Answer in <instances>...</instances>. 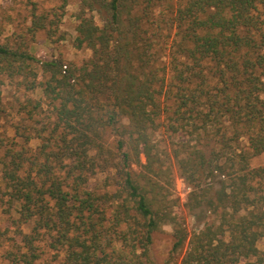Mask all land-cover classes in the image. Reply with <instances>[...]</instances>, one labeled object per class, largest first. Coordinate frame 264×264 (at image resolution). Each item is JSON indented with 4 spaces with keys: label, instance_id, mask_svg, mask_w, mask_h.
<instances>
[{
    "label": "trees",
    "instance_id": "obj_1",
    "mask_svg": "<svg viewBox=\"0 0 264 264\" xmlns=\"http://www.w3.org/2000/svg\"><path fill=\"white\" fill-rule=\"evenodd\" d=\"M78 6L75 46L91 50L80 64L0 41V94L13 80L38 91L19 110L41 118L34 148L27 126L19 143L0 134V187L16 213L1 235L18 236L7 256L33 264L46 244L58 264H153L168 223L165 264H264V166H250L264 153V0ZM41 28L34 14L27 29ZM161 123L182 139L173 157L187 207L212 223L190 231L173 213L151 140Z\"/></svg>",
    "mask_w": 264,
    "mask_h": 264
},
{
    "label": "rangeland",
    "instance_id": "obj_2",
    "mask_svg": "<svg viewBox=\"0 0 264 264\" xmlns=\"http://www.w3.org/2000/svg\"><path fill=\"white\" fill-rule=\"evenodd\" d=\"M61 0H0V41L18 43L25 41L30 45V49L40 59L58 58L64 62L80 64L88 59L91 50L83 46H75L74 38L76 36V25L78 23L77 14L79 11L78 0H68L67 4L62 7ZM46 16V28H41L35 32L28 31L33 15ZM88 14V12H87ZM53 20V22H50ZM55 21V22H54ZM53 29L52 35L49 36L48 28ZM39 96V92L30 94L18 89L15 81L11 84H5L1 90L0 98V134L11 138V141L19 143L20 137L17 131H23L18 127L27 126L26 132L31 135L30 147L37 146L39 140L35 137V130L31 126H40L36 122L41 119L39 116L28 118L25 110L20 112L21 102L27 96ZM13 105L14 111L8 107ZM8 110V111H7ZM17 110V111H16ZM32 122L34 124H32ZM32 130V131H31ZM14 139V140H13ZM153 142V152L158 157V163L161 164L165 175L159 178L164 184L165 191L172 204V211L178 219L184 221L188 230L202 227L205 223H212L216 220V215L209 212L199 214L195 213L186 205L187 195L191 190L189 184L180 174L177 160L173 157V148L178 146L181 136L168 131L164 124L161 123L156 130L151 133ZM146 159L143 154L139 157V162L132 166L137 173L144 169L141 164ZM251 167L264 166V153L255 155L250 159ZM1 176V175H0ZM5 196V197H4ZM7 194L5 189L0 187V264H17L12 256L8 257V251H16L17 234L11 230L8 234L1 233L11 228L10 218L15 216V212H7L8 203H6ZM172 225L165 223L154 233L152 244L153 264H165L168 250L171 243ZM260 249L264 248V238L258 242ZM41 258L33 264H42L44 262L58 264L56 253L49 249L46 244L41 245Z\"/></svg>",
    "mask_w": 264,
    "mask_h": 264
}]
</instances>
